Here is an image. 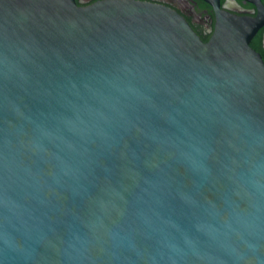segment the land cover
Instances as JSON below:
<instances>
[{"label": "water", "instance_id": "obj_1", "mask_svg": "<svg viewBox=\"0 0 264 264\" xmlns=\"http://www.w3.org/2000/svg\"><path fill=\"white\" fill-rule=\"evenodd\" d=\"M218 16L0 0V264H264V18Z\"/></svg>", "mask_w": 264, "mask_h": 264}, {"label": "flooded vegetation", "instance_id": "obj_2", "mask_svg": "<svg viewBox=\"0 0 264 264\" xmlns=\"http://www.w3.org/2000/svg\"><path fill=\"white\" fill-rule=\"evenodd\" d=\"M78 6H88L102 0H75ZM170 8L180 14L203 42L214 35L218 14L255 19L264 18V0H137ZM250 46L264 60V25L250 41Z\"/></svg>", "mask_w": 264, "mask_h": 264}]
</instances>
